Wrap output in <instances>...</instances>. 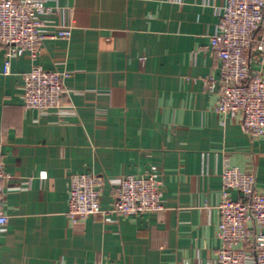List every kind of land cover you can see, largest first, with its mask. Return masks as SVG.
<instances>
[{
  "label": "crops",
  "instance_id": "0c3cea01",
  "mask_svg": "<svg viewBox=\"0 0 264 264\" xmlns=\"http://www.w3.org/2000/svg\"><path fill=\"white\" fill-rule=\"evenodd\" d=\"M43 20L71 26L45 40L35 60L0 47V162L5 182L0 264H212L222 170L238 168L264 187V133L253 137L216 112L203 79H219L209 51L225 0H43ZM251 68L264 79L262 64ZM59 71L69 95L60 109H25L32 67ZM157 168L164 209L141 216H67L70 177L111 180ZM40 174H45L41 178ZM237 200L238 195L232 193Z\"/></svg>",
  "mask_w": 264,
  "mask_h": 264
},
{
  "label": "built area",
  "instance_id": "2783aa9c",
  "mask_svg": "<svg viewBox=\"0 0 264 264\" xmlns=\"http://www.w3.org/2000/svg\"><path fill=\"white\" fill-rule=\"evenodd\" d=\"M52 9L43 0H0V47L4 48V71L14 58L35 60L45 40H69L71 26H54L43 20ZM255 34H258L257 38ZM210 53L221 62L219 79H203L213 93L219 85L216 112L237 120L245 133L257 138L264 133V79L251 68L264 60V0H225L217 31L210 38ZM64 75L34 66L24 78L25 109L45 113L60 109L69 95ZM45 178V174H40ZM217 237L221 247L212 264H264V187L255 176L226 166L221 174ZM10 179L0 162V232L8 223L3 211L5 182ZM103 181L93 174L70 177L67 216L74 222L97 216H141L164 209L157 168L143 174L111 180V206L103 209ZM232 193L238 199L232 198Z\"/></svg>",
  "mask_w": 264,
  "mask_h": 264
},
{
  "label": "trees",
  "instance_id": "16d2710c",
  "mask_svg": "<svg viewBox=\"0 0 264 264\" xmlns=\"http://www.w3.org/2000/svg\"><path fill=\"white\" fill-rule=\"evenodd\" d=\"M258 34H255V37L257 38Z\"/></svg>",
  "mask_w": 264,
  "mask_h": 264
}]
</instances>
